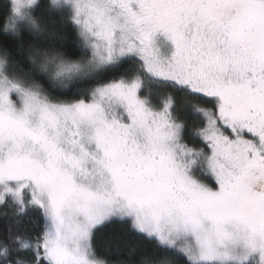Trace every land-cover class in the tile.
<instances>
[{"label": "snow or ice", "instance_id": "1", "mask_svg": "<svg viewBox=\"0 0 264 264\" xmlns=\"http://www.w3.org/2000/svg\"><path fill=\"white\" fill-rule=\"evenodd\" d=\"M6 7L0 264H110L94 236L113 221L149 242L139 264H264V0ZM42 8L84 57L24 44L48 32ZM146 83L204 103L190 124Z\"/></svg>", "mask_w": 264, "mask_h": 264}, {"label": "trees", "instance_id": "2", "mask_svg": "<svg viewBox=\"0 0 264 264\" xmlns=\"http://www.w3.org/2000/svg\"><path fill=\"white\" fill-rule=\"evenodd\" d=\"M9 3L10 0H0V17H3L7 12L6 6ZM38 3L46 5L47 0H38ZM37 15H42L45 22L49 24L48 32L40 36L25 32L21 37L25 45L39 43L59 51L72 61L79 60L86 55L82 42L74 28L66 24L63 20H56L54 23L53 18L47 15L45 8L39 10ZM19 42L18 39L9 38L7 44L13 50H16ZM0 43H3L2 38H0ZM145 89L153 92L157 97H163L164 95L172 93L176 98L175 104L179 116L181 118L187 116L190 124L192 118L188 115L186 105L189 103H204L203 100L187 97L183 93H173L171 89L163 88L155 83H146ZM157 102H159V99H157ZM197 123L199 122L197 121ZM31 215L33 218L39 217L38 212H33ZM11 223L8 218L0 216V233H3ZM26 227H31V225L26 224ZM94 243L97 252L105 256L110 264H139V261L145 258V247L150 248L149 242L132 231L130 224L116 221L106 222L103 226L99 227L95 231ZM177 264H183V261L177 260Z\"/></svg>", "mask_w": 264, "mask_h": 264}]
</instances>
